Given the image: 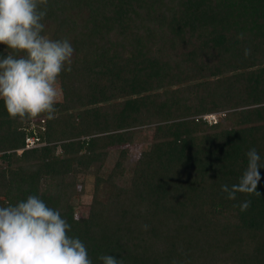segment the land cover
Returning a JSON list of instances; mask_svg holds the SVG:
<instances>
[{
	"label": "trees",
	"instance_id": "1",
	"mask_svg": "<svg viewBox=\"0 0 264 264\" xmlns=\"http://www.w3.org/2000/svg\"><path fill=\"white\" fill-rule=\"evenodd\" d=\"M41 22L70 42L71 71L53 119L0 101V207L39 197L92 264H264V0H48ZM31 135L44 145L17 153ZM251 149L261 196L229 200Z\"/></svg>",
	"mask_w": 264,
	"mask_h": 264
},
{
	"label": "clouds",
	"instance_id": "2",
	"mask_svg": "<svg viewBox=\"0 0 264 264\" xmlns=\"http://www.w3.org/2000/svg\"><path fill=\"white\" fill-rule=\"evenodd\" d=\"M47 5L48 0H0V45L10 50L0 58V101L9 119H53L61 95L58 77L71 71L70 42L42 35ZM244 54L250 55V49ZM247 157L238 183L221 186L229 200L237 193L261 196L260 156L251 149ZM250 205L245 200L240 211ZM69 230L60 212L37 196L0 207V264H92L84 243L69 236ZM99 259L102 264H122L111 255Z\"/></svg>",
	"mask_w": 264,
	"mask_h": 264
},
{
	"label": "rangeland",
	"instance_id": "3",
	"mask_svg": "<svg viewBox=\"0 0 264 264\" xmlns=\"http://www.w3.org/2000/svg\"><path fill=\"white\" fill-rule=\"evenodd\" d=\"M60 99H61V95H60L59 100ZM148 129H145L144 132H141L135 135L136 137L134 138V141L132 142V144H134L132 146V155H131L132 159L138 153V151L140 150V147L142 145H146L147 142L149 141L151 137V132ZM84 181H85L84 193L82 196L75 199L76 211L78 215H85L88 212L89 202H90L91 194L93 190L92 177L87 176Z\"/></svg>",
	"mask_w": 264,
	"mask_h": 264
},
{
	"label": "built area",
	"instance_id": "4",
	"mask_svg": "<svg viewBox=\"0 0 264 264\" xmlns=\"http://www.w3.org/2000/svg\"><path fill=\"white\" fill-rule=\"evenodd\" d=\"M219 113H209L202 116L203 119L208 120L209 122H216L217 116ZM44 145L43 143L38 142V138L35 135L27 136L24 141V146L20 149H17V153H21L24 149H31L34 147H39Z\"/></svg>",
	"mask_w": 264,
	"mask_h": 264
}]
</instances>
